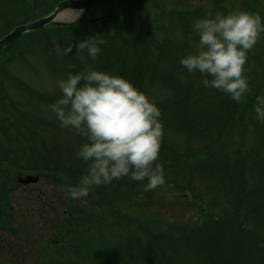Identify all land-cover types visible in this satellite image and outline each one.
Segmentation results:
<instances>
[{
  "label": "rangeland",
  "instance_id": "374dc122",
  "mask_svg": "<svg viewBox=\"0 0 264 264\" xmlns=\"http://www.w3.org/2000/svg\"><path fill=\"white\" fill-rule=\"evenodd\" d=\"M64 1L68 0H47L49 6L43 8L44 11L37 10L34 13L33 0H0V38L20 25L21 21L30 19L31 12L34 13L32 18H35V22L53 13L59 2ZM243 3L244 0H139L136 9L127 16L118 14L117 19L122 23L119 35L116 36L115 29H111L105 45L109 49L111 44L115 48L123 49V44L129 42L125 46L126 55L118 54L121 58L125 56L128 70L130 68L132 72L131 79H125L143 92L151 102L168 101L173 92H179L187 81L186 72L179 63L180 58L198 50V36L192 28L194 21L217 12L228 14L237 11L243 7ZM247 3L250 6L251 3L257 5L260 11H264V0H247ZM120 7L118 1H114L110 6L100 3L91 8L84 19L93 23V18L104 17L107 12L109 15L112 10L114 12ZM64 12L71 13V17L58 20L57 23L71 24L81 17L78 11ZM262 16L264 14L260 16L264 19ZM128 20L131 24L126 23ZM89 37L98 38L94 26L86 30L82 40ZM256 43L253 50L247 54L245 63L249 86V65H258L264 73V42L257 40ZM67 44V40L51 35L47 44L35 42L22 53L16 48L14 53L0 57V69L5 70L30 91L38 95H55L56 98H59L60 92L55 82L64 78L68 71H86L94 68L109 73L105 68L109 64L108 60L100 61L98 56L96 60H92L86 51L74 55L76 43L73 52H69L68 56L57 51V46L63 49ZM136 54L139 57H135ZM78 55L84 59H78ZM118 55L114 58H118ZM69 63L75 67L68 69L66 66ZM119 72V68H114L110 74ZM5 74L0 70V84L2 83L4 90L7 110L12 112L13 117L20 112L23 123L20 124L19 121L16 122V118L14 120L9 117V122L17 126L7 123L4 125L11 140L0 132V157L7 155L9 158H15L25 154L38 160L37 168H52L58 163L62 169L78 170L80 178L86 171V164L75 157L74 151L84 138L69 129L61 128L48 108L50 103L29 98L24 90L11 84ZM203 78L200 74L198 81L195 80L186 101L178 100L184 108L180 110L177 105L179 113L176 120L164 119L161 115L159 117L162 137L157 161L161 165L166 161L173 163V153L179 154L181 161L193 171L189 172L186 167L178 174L169 173V170L163 171L165 183L154 190L145 192L143 185L146 181H132L123 177L114 179L108 187L99 186L102 192L100 196L94 195L91 190L86 198L71 199L67 188L77 183L73 182L69 175L43 170H21L26 168L23 159L18 161V169L8 162L0 164V183L4 180L8 182V205L3 208L6 213L13 210L12 222L9 217L4 220L8 219L5 222L11 224L13 227L9 228L16 232L12 234L14 230L9 228L0 232V264H6L8 261L13 264H35L36 251L45 243L51 245L49 250L52 251L42 261L43 264L55 260L57 252H61L64 259L75 260L76 264H264V225L260 224L261 220L246 214L249 207L242 205L236 211L239 206L235 192L237 188L234 183L229 184L228 181L232 173L225 172V178L220 166L211 167L216 163L207 154L210 151L204 150L205 147L211 148V155L216 152L224 155L234 151L231 154L233 158L240 159L247 151L243 148L244 145L248 150L258 146L260 151L264 152V134L258 135L256 142L254 137L251 140L247 137L257 123L253 116L250 118L249 130L239 136V146L242 149L236 146L237 136L234 137L232 145L221 146L226 150H214L211 143L216 139L225 117L230 113L227 108L223 109V103L237 105V102L231 101L225 93L214 88L203 87ZM169 105L173 107V102ZM189 105L192 115L193 110L200 115L195 117L191 127L187 122ZM1 112L0 105V114ZM227 135L225 132L223 138H229ZM164 152L168 154V158ZM252 157H248L241 172L244 176L242 181L246 182L244 193L253 190L250 187L256 183L255 179L262 172L260 167L250 166ZM197 162L200 167H197ZM26 176L38 177L39 181L35 185L21 186L18 179ZM116 186L121 187L122 193L128 190L133 193H127L126 196L123 194L121 198L117 195L110 197L112 189ZM250 199L245 203L247 206L251 203L264 205L258 200ZM113 201L114 204L111 205ZM261 201L264 202V198ZM66 202L68 208L74 211L69 212L73 220L79 218L77 227L73 226L74 229L66 227L67 219L62 215ZM232 202H236L237 208L228 207ZM122 217H129L130 224L125 221L128 229L122 227ZM85 218L89 220H84ZM111 218H114L115 222L108 225ZM200 221L207 222L206 226L193 234V228L198 226ZM55 222L62 228L56 235L53 234ZM134 222L135 225L132 224ZM171 225H178L182 230L168 228ZM141 227H145L148 235L140 232ZM89 229H92L91 233L86 234ZM129 234L135 236L136 247L128 249L127 253L119 247L112 248V251L121 252L114 254L110 261L99 258L104 252L108 254L110 251L105 248L108 243L112 245L116 241H130ZM152 234L159 236L151 240L149 236ZM70 243L72 245L69 246ZM73 249L88 251H84V258H80L76 256L78 252ZM90 254L92 261L88 259Z\"/></svg>",
  "mask_w": 264,
  "mask_h": 264
},
{
  "label": "clouds",
  "instance_id": "9594fccd",
  "mask_svg": "<svg viewBox=\"0 0 264 264\" xmlns=\"http://www.w3.org/2000/svg\"><path fill=\"white\" fill-rule=\"evenodd\" d=\"M198 36V50L179 60L188 75L199 73L205 88L225 93L241 102L251 91L245 63L247 54L264 32L259 14L237 10L215 13L192 24ZM102 41L89 37L75 44V53L86 51L96 60ZM71 43L57 51L68 56ZM83 60V56L78 55ZM68 69L75 67L69 63ZM59 98L48 105L59 126L84 138L74 155L86 164L76 185H69L71 199L86 198L93 187L127 177L146 181L145 192L165 183L163 167L157 161L162 137L159 109L146 95L121 76L94 68L68 71L58 79ZM253 111L264 122V96H257Z\"/></svg>",
  "mask_w": 264,
  "mask_h": 264
},
{
  "label": "trees",
  "instance_id": "16d2710c",
  "mask_svg": "<svg viewBox=\"0 0 264 264\" xmlns=\"http://www.w3.org/2000/svg\"><path fill=\"white\" fill-rule=\"evenodd\" d=\"M46 1L47 0H33L32 11H34V13L37 10L44 11L42 9L49 6L48 5L49 2L47 4ZM114 1H118V3L121 4V7L114 10V12L112 10V12H110L111 14H109V15H108L109 12H107L106 15L104 17H102L98 22L92 23V22H90V20L83 19L76 26H71L69 28H51V27H49V28H44L40 31L27 33V34L23 35L19 40L14 42L13 44H11L7 48L3 49L0 52V57H2L3 55H5L7 53H14L15 52L14 50L16 48L19 49L20 50L19 52L22 53V52H24L25 48H28L31 44H33L35 42H38V43L40 42L41 44H43V43L47 44L48 39L50 38L51 35L58 38V39L67 40L68 44L71 43L74 46V43L81 41L85 37L86 30L88 28L90 29L94 26L98 32V38L97 39L102 41V43L99 45L101 50L97 56L100 59V61L101 60L102 61H104V60L109 61V62H107V63H109L108 66L105 67L106 70L109 71V73H111V71L114 68H119L120 72L116 73L115 74L116 76H121L123 78L131 79L132 72H131L130 68L128 70L129 65H128L127 61L125 60L126 58H125V56L123 58L120 57V55L122 53H124V55H126L125 46L127 43L124 44L123 49L115 48L112 44H111V48L109 49L105 44H107L106 40L109 38V32L111 31V29H115L116 33H118L120 31L119 25H121L122 23H121V21H119L117 19L118 14H121V15L123 14V15L127 16L131 11H134V9H136V6H138L139 0H106V1H103L102 3L106 6H110L114 3ZM34 13L31 12V14H29L31 16V18L27 19V20L25 19V20L21 21L19 24H26L28 22L34 21L35 18H32V17H34L33 16ZM113 21H116V22L118 21V23H114ZM128 22H130V20H128L126 23H128ZM117 24H119V25H117ZM130 24H131V22H130ZM116 26H117V28H116ZM102 50H103V52H101ZM135 51H136V49H135ZM119 53H120V55H118ZM111 54L113 56H111ZM116 55H118V58H114V57H116ZM110 57H111V60H114L113 62L110 60ZM135 57H139V55L136 54ZM11 58H13V57H11ZM99 59H97V60H99ZM8 60H7V62H8ZM249 60H251V59H249ZM251 61H253V60H251ZM257 66L258 65H253V66L249 65L248 66L249 67L248 72H249V76H250L249 81H250L251 91L249 93H247L245 98H244L245 100H247V105H243V107H240V104L226 105L225 103H223V105H224L223 109L227 108L230 113L225 117V120L221 124V127L219 129V133H218L216 139L212 142V146L214 145L215 147H217V145L219 144V142L221 140V135H223V133H225V132L231 133L229 129L232 127L233 124L241 125V126L244 124L246 118L243 116V110H245L246 107L251 111L252 115L255 114V112L253 111V105L256 103V97L257 96H264V73L261 71V68H258ZM133 69L137 70L134 67H133ZM0 70L2 72H4V74L6 73L5 70H3V69H0ZM5 75L7 76V79L10 81L11 84L13 83L16 87H19L22 90H24L26 92V95L29 98H34L37 101L40 100V102H45V103H47V102L52 103L57 99L55 95H42V94L38 95L35 92L30 91L26 86H24L21 82H19L17 79L12 77L8 73H6ZM186 75H187L186 83L182 86V89L179 92L178 91L173 92V96L170 100L164 101V102L162 101L159 103H154L155 106L159 109V112H160V115L162 118L168 119V120H176V116L179 113L177 105L180 106V104H181L178 100L179 99L182 101L187 100V98L189 97L188 95L190 94L188 92L192 89V87L195 83V80H196V82L198 81L200 74L197 73L196 75L191 76V75H188L186 73ZM168 77H170V74H168ZM172 80H174V78H172ZM169 82H170V80H168V83ZM1 84H0V105H1L2 112L0 114V132H1V134H3L4 137L11 140L10 137H8L9 134L7 133L6 129L4 128L5 123H7V125L16 127L17 125H15V124L12 125L9 122V117H11L10 119L13 118L14 120L16 118V122L19 121L20 124L23 123V117L21 116L20 112L18 113L17 116L13 117L14 115L12 114V112L7 110L8 108L6 106L7 104H6V99L4 97V90L1 86ZM244 99H242V100H244ZM171 102H173V107L169 105ZM192 105H194V104H192ZM12 108H13L12 105H10V110H12ZM183 108L184 107L180 106V110H182ZM191 110H192V108H190V105H189L188 106V117L189 118H188L187 122L190 125V127L195 122V117L200 116L199 112H197V113L195 112L196 110L192 111V112H194V114L192 115ZM170 111H171V113H169ZM249 118H250V116H249ZM50 126L52 127V124ZM263 126H264V122H263V124H261L260 121H258L256 123V125L254 126V133L256 134L255 136H258L261 133L264 134V127ZM227 129H228V131H227ZM259 149H260L259 147L255 148V150H254L255 154L253 156L256 158H259L261 163H262L264 160L263 159L264 157H262V155L259 153L260 152ZM204 150H205V152H206V150L210 151L209 147H205ZM164 154H165V156H167L166 158H168V154L166 152H164ZM207 154L209 156H211L212 160L216 163L215 165L214 164L211 165V167L216 168L215 166H220L219 168L222 170V175H224V176H225V172H229L230 169H232V168L234 170H237L239 168V170L243 171L244 167L247 164V162H246V160L248 158L247 155H245L244 157H241L240 159H236L235 164L233 165L231 157L227 153L222 155V154L216 152L215 155H211L210 152H208ZM35 155L38 156V154H35ZM34 158L35 157H33L31 159V158H29V156H26L25 154L22 156L21 155L15 156V158H9V156H7V155H2V157H0V164H2V163L5 164L8 162L11 166L18 169L19 168L18 161L20 159H23L26 163V168H21V170H25V171L43 170V171L52 172V173H55V172L59 173L60 172V173H64L66 175L71 176L73 182L75 181L76 183H78V181H79V177H78L79 171L78 170L68 171V170L62 169L63 167H61V165L58 163L55 164V166H53L52 168H48V167L37 168V167H39L38 166L39 163H38V160L34 159ZM171 162H173V163H169L168 161H166L164 163V165H162L163 171L169 170V173L175 172L178 174L180 170L185 169V167H186V163H183L181 161V157L179 154L173 153ZM255 165H256V163H254V161L252 162V164L250 163L251 167H255ZM197 167H200L198 162H197ZM186 168L189 169V172L192 173L193 170L191 167L187 166ZM225 178H226V176H225ZM228 181H229V184H233L235 182V178L231 177V179H228ZM4 182H6V183H4ZM237 184H238V181H237ZM105 186L108 187L109 185H105ZM159 187H161V186H159ZM129 189H131V188H129ZM92 190H93L92 192L94 193V195H97V196H100L99 194L102 193L101 189L98 187H93ZM112 190L113 191H112V194L110 195V197H112L113 195H117L118 197L121 198V197H123L122 196L123 194H125L124 196H126L127 193H130V194H131V192L133 193V191H129V190L126 191L125 193H122L121 187H117V186ZM235 192H236L237 201H238L237 203H239L238 204L239 206L237 208L236 202H232V204H229L228 207L237 208L236 211L242 205H244L245 207H249L246 210V214L253 216L255 219L261 220L260 224L264 225V217H263L264 216V205H257V204L255 205L254 203H251V204H248V206H247L245 204V203H247V201L250 198H253L254 200H258V202L260 201L261 204H264V202L261 201L264 197L260 198L261 194L256 196L257 193H254V192H249L247 195H245L244 192L240 188H239V190H237ZM7 193H8V182L6 180H4L0 183V223H1L0 227H2V225L4 226V225L8 224L5 222L8 219L7 220H4V219L9 217L11 222L13 220V218L11 219V211H13V210L9 211L10 213H6V211L3 208L4 206L8 205ZM67 204H68V202H66L64 206H65V211H68V213L64 212L62 214L67 219L68 225L66 227H68V228L72 227L73 228V226H74V228H76L77 222H78L77 219H79V218H77V219L74 218L75 220H73L71 213H69V211L70 212H74V211L72 210V208H70V207L68 208ZM113 204H114V201H113V203H111V205H113ZM10 208L13 209V207H11V206H10ZM121 211L123 212V210H121ZM262 214H263V216H262ZM84 220H89V218H85ZM102 221H104V219H102ZM125 221H127V223L130 224L129 217L125 218V219H124V217H122V220H120V222L122 223V227L124 229H128ZM112 222H115L114 218H111V221L108 222L107 224L109 225ZM206 223L207 222L200 221V224L193 228V234L200 232L206 226ZM104 224H105V222H104ZM132 224L135 225V222ZM7 226L11 227L12 225L8 224ZM178 227H179L178 225L168 226V228H172V230H175V229L182 230V228H178ZM144 228L141 227L140 232H143L146 235H148L147 232L144 230ZM129 229H130V226H129ZM9 230H12V229L9 228ZM60 230H62L61 226H58L57 222H55V228H54L53 234L56 235L57 231L59 232ZM91 231H92V229H89L88 231H86V234H90ZM157 236H159V235L152 234L151 236H149V239L154 240L157 238ZM91 237H93V236H91ZM61 238H63V234H62ZM129 238H130V241H127L124 243H123V241H120L119 243H118V241H116L112 245L108 243L105 248L107 249V251L108 250H110V251L107 252L108 254H106V252H104V254L101 255L99 258H104V260L106 259V260L110 261L112 259V257L114 256V254H118V252H121L120 250H113L112 251V248L115 249V248L119 247L120 249H122V251L124 250V252L127 253L128 249L130 250L131 248H134L133 246L136 247L135 236L132 234H129ZM68 245L70 246V245H72V243H70ZM68 245H66V246H68ZM50 246H51L50 244H46V243L41 245L40 250L36 251L37 256L34 257L35 264H43L42 261H44L45 257H48V255H50V252L52 251V250H49ZM73 250L75 252H78V255H76V254L75 255L77 257H80V258H84V254H83L84 251H88L87 249L86 250L81 249V251L76 250V249H73ZM92 250H95V249H92ZM53 253H56V252H53ZM88 259L91 261L93 260L92 254H90V257ZM46 263H49V264H52V263L53 264H69V263L72 264V263H74V264H76L75 260L69 261L68 259H64L61 252H57L55 260H50V261H47ZM6 264H13V263H10L8 261Z\"/></svg>",
  "mask_w": 264,
  "mask_h": 264
},
{
  "label": "water",
  "instance_id": "95a60500",
  "mask_svg": "<svg viewBox=\"0 0 264 264\" xmlns=\"http://www.w3.org/2000/svg\"><path fill=\"white\" fill-rule=\"evenodd\" d=\"M100 0H68L58 4L57 8L49 16L37 20L28 25H21L13 29L8 35L0 39V51L16 41L21 35L30 32L43 29L45 26L52 24L55 26H64L65 24L56 23L57 17L66 10L80 11L86 13L92 6H94ZM38 178L26 177L25 179H19V183L28 185L37 182Z\"/></svg>",
  "mask_w": 264,
  "mask_h": 264
},
{
  "label": "bare ground",
  "instance_id": "6f19581e",
  "mask_svg": "<svg viewBox=\"0 0 264 264\" xmlns=\"http://www.w3.org/2000/svg\"><path fill=\"white\" fill-rule=\"evenodd\" d=\"M71 17V13L69 12H64L61 15L58 16V20H66L69 19Z\"/></svg>",
  "mask_w": 264,
  "mask_h": 264
}]
</instances>
